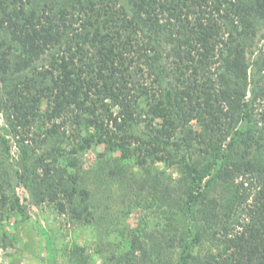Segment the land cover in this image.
Masks as SVG:
<instances>
[{
  "label": "trees",
  "instance_id": "1",
  "mask_svg": "<svg viewBox=\"0 0 264 264\" xmlns=\"http://www.w3.org/2000/svg\"><path fill=\"white\" fill-rule=\"evenodd\" d=\"M0 114L8 218L54 204L106 264H264V0H0Z\"/></svg>",
  "mask_w": 264,
  "mask_h": 264
},
{
  "label": "rangeland",
  "instance_id": "2",
  "mask_svg": "<svg viewBox=\"0 0 264 264\" xmlns=\"http://www.w3.org/2000/svg\"><path fill=\"white\" fill-rule=\"evenodd\" d=\"M4 123V117L0 114V127ZM11 143L14 154H17L13 139ZM96 157L97 150L92 147L86 153V164H91ZM134 163V159L125 162L129 167H134ZM136 171L139 172V168H132L129 172L133 174ZM16 192L25 202V196L28 195L26 189L19 185ZM113 196L117 198L114 192ZM102 200V211L115 213L121 208L114 198L107 199L109 203ZM29 209L30 215L27 218H21L18 214L8 218L0 208V264H77L71 258V247L74 244L85 249V256H89L87 264H106L105 257L101 255L102 250L97 249L100 239L92 226L74 224L67 215L60 213L57 206L48 202L39 206L31 203ZM139 216V212L133 211L126 221L127 226L136 228L140 223ZM108 240L120 242L121 237ZM108 240L105 239L104 246Z\"/></svg>",
  "mask_w": 264,
  "mask_h": 264
}]
</instances>
